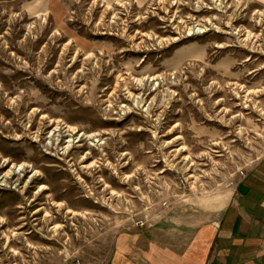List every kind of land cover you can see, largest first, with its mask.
Listing matches in <instances>:
<instances>
[{"label": "rangeland", "instance_id": "rangeland-1", "mask_svg": "<svg viewBox=\"0 0 264 264\" xmlns=\"http://www.w3.org/2000/svg\"><path fill=\"white\" fill-rule=\"evenodd\" d=\"M263 159L264 0H0V264L174 245Z\"/></svg>", "mask_w": 264, "mask_h": 264}, {"label": "crops", "instance_id": "crops-1", "mask_svg": "<svg viewBox=\"0 0 264 264\" xmlns=\"http://www.w3.org/2000/svg\"><path fill=\"white\" fill-rule=\"evenodd\" d=\"M225 203L216 216L186 227L191 234L174 245L148 242L145 254L135 256L126 254L134 252V244L126 251L121 242L114 264H264V159Z\"/></svg>", "mask_w": 264, "mask_h": 264}, {"label": "bare ground", "instance_id": "bare-ground-1", "mask_svg": "<svg viewBox=\"0 0 264 264\" xmlns=\"http://www.w3.org/2000/svg\"><path fill=\"white\" fill-rule=\"evenodd\" d=\"M71 131L74 132V131H75V128L72 127V128H71ZM69 142H71V139L68 140L67 147L71 144V143H69ZM67 147H66V148H67ZM12 166H13L12 171H11V169L7 170L6 175L9 174V173H12L14 170H18V172H19V170L21 171L22 168L24 167V164H19V165H14V164H12ZM16 172H17V171H16ZM41 188H43V186H41L40 189H41Z\"/></svg>", "mask_w": 264, "mask_h": 264}]
</instances>
